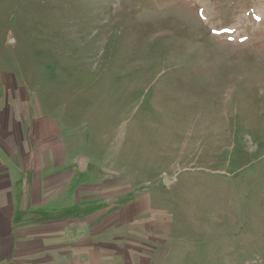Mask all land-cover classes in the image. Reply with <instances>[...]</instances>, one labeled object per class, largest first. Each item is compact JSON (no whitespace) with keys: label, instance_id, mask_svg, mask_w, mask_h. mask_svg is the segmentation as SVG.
I'll use <instances>...</instances> for the list:
<instances>
[{"label":"rangeland","instance_id":"rangeland-1","mask_svg":"<svg viewBox=\"0 0 264 264\" xmlns=\"http://www.w3.org/2000/svg\"><path fill=\"white\" fill-rule=\"evenodd\" d=\"M36 136L0 264H264V0H0L3 195Z\"/></svg>","mask_w":264,"mask_h":264},{"label":"crops","instance_id":"crops-1","mask_svg":"<svg viewBox=\"0 0 264 264\" xmlns=\"http://www.w3.org/2000/svg\"><path fill=\"white\" fill-rule=\"evenodd\" d=\"M50 139L52 140V138H50ZM39 141H40V139H38V137L36 136L35 141L34 142L29 141L28 146H23L21 144L19 145L18 155L20 156V160L22 162L20 164L22 166H20V165L17 166L16 164L13 163L14 165L10 168L11 172H14L12 174V180L13 179L16 180L17 177H19L20 171H23V173L20 175H23L24 178L31 177V179L28 181H26V179H25V181L20 182L19 185H17V182L12 183V185H10L11 189L8 192V196L3 195L0 191V219L3 218L4 220H8L10 222H13V220L15 221L17 211H21V212L26 211V214H28V212H30L31 210L34 209L36 211V210H38V208L42 207V205L36 204L37 198L41 199V197H42V199H43V197H44L42 194V190H38V194L36 197V186H37V181L39 182L38 187L41 186V184L43 183V180H42L41 176L36 179V175L34 172V171H36V169H39L36 167L37 160H40L42 155L44 154L40 151V150H42L44 152V147L40 146L41 142H39ZM42 144H43V141H42ZM59 148L60 147L58 146L57 142L55 144H51L50 148L47 150V154L49 152V154L51 156H53L55 151H57V150L59 151ZM1 152H2V150H0V157L3 155V153H1ZM6 153H7V155H10L8 149L6 150ZM27 155H30L29 162H31V165H27V162H26V156ZM10 157H11V155H10ZM0 161L3 162L2 160H0ZM52 161L54 162V160H52V158H50V159L47 158L48 164H50ZM55 164H56V162H55ZM28 166H32V167L26 168ZM31 180L34 181L33 185H35V182H36L35 186H31V185L27 184V182H29ZM46 183L48 185H50V183H48V182H46ZM65 184H67V185H64L63 189L67 188L70 183L66 182ZM0 186H1V183H0ZM55 192L56 191H52V190L47 189L46 197L49 194L53 197ZM65 192H67V191H65ZM65 192H64V194H65ZM65 196H66V194H65ZM29 201L31 204H29ZM48 202H50V200ZM4 204H9V205H13V206L12 207L9 206L10 209L5 210L2 207V205H4Z\"/></svg>","mask_w":264,"mask_h":264},{"label":"water","instance_id":"water-1","mask_svg":"<svg viewBox=\"0 0 264 264\" xmlns=\"http://www.w3.org/2000/svg\"><path fill=\"white\" fill-rule=\"evenodd\" d=\"M165 183H167V182L165 181Z\"/></svg>","mask_w":264,"mask_h":264}]
</instances>
